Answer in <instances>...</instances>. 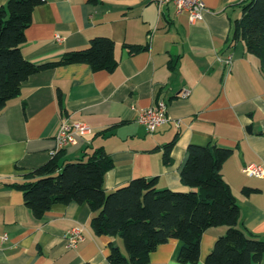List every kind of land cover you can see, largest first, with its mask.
Here are the masks:
<instances>
[{"label":"crops","instance_id":"0c3cea01","mask_svg":"<svg viewBox=\"0 0 264 264\" xmlns=\"http://www.w3.org/2000/svg\"><path fill=\"white\" fill-rule=\"evenodd\" d=\"M157 1L43 0L35 9L22 47L27 60L37 66L58 63L95 38H110L117 67L113 72H94L87 64L45 67L0 113V264H111L112 242L126 255L121 241L96 235L88 204L55 205L39 220L12 186L22 182L19 169L32 171L52 159L63 118L93 129L64 149L67 162L87 160L99 148L112 158L107 193L139 178H158L161 190L188 192L180 175L190 145L233 150L222 173L240 208L238 228L264 241V178L244 172L264 166V72L243 42L232 41L244 0H203L206 10L197 22ZM8 2L0 0V7ZM133 46L145 49L132 53ZM161 100L170 121L150 134L138 117ZM176 138L172 163L165 165L164 145ZM244 188L259 192L247 197ZM76 227L85 240L68 249L65 235ZM227 231L216 227L203 235L197 264H206ZM182 247L170 240L148 264H183Z\"/></svg>","mask_w":264,"mask_h":264},{"label":"trees","instance_id":"16d2710c","mask_svg":"<svg viewBox=\"0 0 264 264\" xmlns=\"http://www.w3.org/2000/svg\"><path fill=\"white\" fill-rule=\"evenodd\" d=\"M43 0H9L0 7V113L16 99L23 84L45 67L87 64L94 72H113L117 67L115 43L95 38L83 50L66 53L60 62L37 66L25 58L22 47L33 23L35 9ZM242 16L236 20L233 42H243L247 52L258 57L264 72V0H244ZM132 53L145 48L133 46ZM178 58L170 68L175 69ZM62 103V94L59 95ZM62 106V105H61ZM177 138L164 145V163H172ZM233 150L217 145H190L181 171L188 192L159 189L158 178H139L111 193L105 176L114 162L103 148L87 160L67 162L64 150L42 167L18 170L22 182L12 185L24 195L25 205L41 220L55 205L88 204L93 212L96 235L121 241L126 255L115 242L110 244L111 264H148L155 250L169 242L183 243L179 261L197 264L201 239L211 228L227 227L206 258V264H261L264 241L238 228L240 208L222 170ZM258 189L244 188L250 196Z\"/></svg>","mask_w":264,"mask_h":264},{"label":"built area","instance_id":"2783aa9c","mask_svg":"<svg viewBox=\"0 0 264 264\" xmlns=\"http://www.w3.org/2000/svg\"><path fill=\"white\" fill-rule=\"evenodd\" d=\"M159 7L172 4L177 13H187L191 22H197L203 19L204 11L206 10L203 0H158ZM61 41V38H57ZM185 96H188L189 91H185ZM170 121L168 117V104L161 100L155 106L144 110L138 117V122L147 128L150 134H154L160 127ZM93 133V129L81 122L71 121L69 118H63L60 130L56 137V147L52 152L54 157L67 146L77 142L79 137H84ZM244 172L249 177L264 178V166L252 165L247 167ZM6 239V238H4ZM68 249H75L85 240L84 230L76 227L67 231L65 235Z\"/></svg>","mask_w":264,"mask_h":264}]
</instances>
